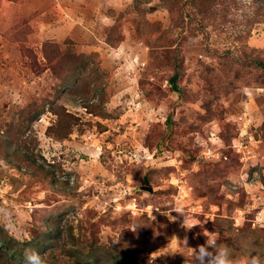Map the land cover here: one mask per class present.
I'll list each match as a JSON object with an SVG mask.
<instances>
[{"label": "rangeland", "instance_id": "374dc122", "mask_svg": "<svg viewBox=\"0 0 264 264\" xmlns=\"http://www.w3.org/2000/svg\"><path fill=\"white\" fill-rule=\"evenodd\" d=\"M257 5L180 28L159 0H0V233L13 249L41 233L45 264H185L214 232L238 257L257 251L264 83L237 38L253 26L264 56ZM55 103L77 117L63 139L47 132ZM18 138L42 168L3 157ZM13 249L0 264H25Z\"/></svg>", "mask_w": 264, "mask_h": 264}, {"label": "trees", "instance_id": "16d2710c", "mask_svg": "<svg viewBox=\"0 0 264 264\" xmlns=\"http://www.w3.org/2000/svg\"><path fill=\"white\" fill-rule=\"evenodd\" d=\"M154 0H135V7L136 9H139V11L143 10L144 4L150 3ZM160 3L172 14V20L174 21V26L185 28L187 24L190 22L192 23L193 20L197 21L199 26H202V28H205L208 25H214L217 26V17L222 15L227 16L225 14L226 8L230 6L231 4H236L237 0H159ZM253 3L258 4L257 10L254 12V16H256V22H264V0H253ZM221 7L220 9H217L218 7ZM221 13V14H218ZM187 20V21H186ZM207 20V21H205ZM226 20V19H223ZM253 27V26H252ZM252 27H249L245 33H241L238 35V40H240L241 45L243 42L242 49H249V57H247L248 61L246 62V67H250L251 69L255 68V70H258L262 76V83H264V56H260L259 54H253V53H259L262 50L251 47L248 44V39L251 36V29ZM239 42V41H238ZM240 45L235 47H229L226 48L223 52L231 53L232 49H239V51L244 52L242 49H240ZM250 60V61H249ZM171 66L174 69V74L170 77V83L174 90H179L178 87V80L180 77V69L181 64L179 61L174 60L171 63ZM70 79L77 81L78 77L71 74ZM52 112L56 115L57 119L55 120L52 125H50L47 129V132L58 139L66 138L72 131L73 126L75 125L77 121V117L73 113H71L65 105L55 103L51 107ZM20 139H16V149L13 151V153L3 154V157L9 162L12 163L14 160L10 159L12 155L19 154V157L23 159V161L30 163L33 167L36 168H42L37 163V159L31 149L25 148L22 149L23 145L27 144V142H21ZM6 142H10V140H6ZM24 145V146H25ZM27 146V145H26ZM149 178L144 177L143 184H148ZM56 221V220H55ZM55 221L52 222V225L54 226ZM232 226H230L231 228ZM252 235H256L258 237L256 241L257 252L258 254L264 256V227H255L251 228ZM59 230V229H57ZM261 234V235H260ZM53 235V234H52ZM40 239H34L32 240V248L37 250L42 258L44 259L45 252L54 244L51 240H47L46 235L41 237L38 235ZM14 239L12 238H6L3 237V235L0 233V247H7L10 249L14 248L13 245ZM68 250V249H67ZM77 251V250H76ZM73 250L69 249L68 254H72ZM98 250H90L89 255L94 259L95 255L98 254ZM18 254V255H17ZM12 257H15L16 259H24V254H22L21 251H18L17 249H13V252L11 253ZM95 261H97L95 259Z\"/></svg>", "mask_w": 264, "mask_h": 264}, {"label": "clouds", "instance_id": "9594fccd", "mask_svg": "<svg viewBox=\"0 0 264 264\" xmlns=\"http://www.w3.org/2000/svg\"><path fill=\"white\" fill-rule=\"evenodd\" d=\"M185 248L189 250L185 256V264H264V256L255 252L251 247L238 257L235 248L218 243V236L214 232L209 233L204 244L195 248L187 246ZM24 262L25 264H45L41 254L33 248L24 250Z\"/></svg>", "mask_w": 264, "mask_h": 264}, {"label": "water", "instance_id": "95a60500", "mask_svg": "<svg viewBox=\"0 0 264 264\" xmlns=\"http://www.w3.org/2000/svg\"><path fill=\"white\" fill-rule=\"evenodd\" d=\"M140 188L149 191L150 193L154 192V188L148 185H141Z\"/></svg>", "mask_w": 264, "mask_h": 264}, {"label": "built area", "instance_id": "2783aa9c", "mask_svg": "<svg viewBox=\"0 0 264 264\" xmlns=\"http://www.w3.org/2000/svg\"><path fill=\"white\" fill-rule=\"evenodd\" d=\"M259 226V227H264V219L262 221H258V224H253V226Z\"/></svg>", "mask_w": 264, "mask_h": 264}, {"label": "crops", "instance_id": "0c3cea01", "mask_svg": "<svg viewBox=\"0 0 264 264\" xmlns=\"http://www.w3.org/2000/svg\"><path fill=\"white\" fill-rule=\"evenodd\" d=\"M252 42V41H251Z\"/></svg>", "mask_w": 264, "mask_h": 264}]
</instances>
